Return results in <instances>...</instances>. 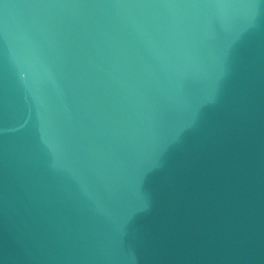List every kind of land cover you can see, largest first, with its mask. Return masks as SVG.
<instances>
[{"label": "water", "instance_id": "obj_1", "mask_svg": "<svg viewBox=\"0 0 264 264\" xmlns=\"http://www.w3.org/2000/svg\"><path fill=\"white\" fill-rule=\"evenodd\" d=\"M0 264H264V0H0Z\"/></svg>", "mask_w": 264, "mask_h": 264}]
</instances>
